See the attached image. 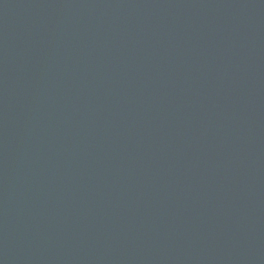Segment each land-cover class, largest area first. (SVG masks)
<instances>
[{
    "label": "water",
    "instance_id": "water-1",
    "mask_svg": "<svg viewBox=\"0 0 264 264\" xmlns=\"http://www.w3.org/2000/svg\"><path fill=\"white\" fill-rule=\"evenodd\" d=\"M0 264H264V0H0Z\"/></svg>",
    "mask_w": 264,
    "mask_h": 264
}]
</instances>
